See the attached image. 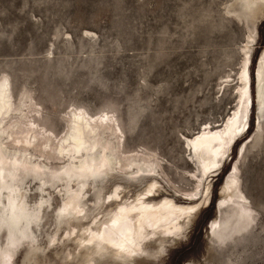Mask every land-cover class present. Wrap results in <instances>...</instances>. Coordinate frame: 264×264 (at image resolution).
Masks as SVG:
<instances>
[{
	"label": "rangeland",
	"instance_id": "rangeland-1",
	"mask_svg": "<svg viewBox=\"0 0 264 264\" xmlns=\"http://www.w3.org/2000/svg\"><path fill=\"white\" fill-rule=\"evenodd\" d=\"M233 1L0 0V79L9 77L15 101L23 95L33 98L40 112L34 116L52 140L64 135L75 108L94 118L107 113L123 132L126 155L159 161V175L153 174L161 185L160 195L153 196L156 202L173 198L192 204L208 192L183 233L168 238L166 254L136 264H264V121L258 133L256 97L264 17L247 24L229 13ZM249 28L255 32L247 70L248 126L227 144L220 164L203 175L202 184L210 187L204 195L184 140L206 123L221 124L237 109ZM47 162L53 170L62 166L60 160ZM235 164L239 169L234 171ZM232 171L251 202L253 221L241 232H223L219 242L207 227L212 226V234L215 218L230 223L236 217L235 212H216L221 185ZM108 180L84 187L91 209L99 189L111 191ZM35 183L24 184L31 204L40 193ZM146 184L136 183L131 192L135 195ZM45 190L49 204L34 225L41 247L36 257L43 264H62L60 245L49 248L52 238H63L69 230L56 227L62 198L56 188ZM1 233L7 243L5 230ZM24 246L14 264H27Z\"/></svg>",
	"mask_w": 264,
	"mask_h": 264
},
{
	"label": "bare ground",
	"instance_id": "bare-ground-1",
	"mask_svg": "<svg viewBox=\"0 0 264 264\" xmlns=\"http://www.w3.org/2000/svg\"><path fill=\"white\" fill-rule=\"evenodd\" d=\"M229 13L247 24H254L257 18L264 17V0H234ZM253 32H249L243 47L245 59L240 74L243 86L239 89L237 109L221 124L213 127L206 123L197 134L184 140L197 166L198 174L194 176L201 182L198 188L202 187L204 195L210 187L208 183L202 184L203 175L220 164L219 157L226 154L227 144L243 130V121L248 116L246 102L250 94L247 92L246 64ZM256 83L259 133L263 131L264 121V50L257 61ZM32 101L28 95L15 101L9 77L0 79V264H14L23 245L28 252L27 264H43L36 257L41 247L36 243L34 225L40 210L49 204L45 196L48 186L58 190L63 203L56 227L69 229L65 237L55 236L49 241L51 249L60 245L62 264H136L138 259L162 258L168 238L183 233L195 209L207 201L208 192L202 202L192 204H178L173 198L156 202L153 196L160 195L161 185L154 175H159L156 167L160 163L146 156L135 158L137 153L135 157L132 152L133 157L126 155L125 143L121 142L123 132L114 116L104 113L94 118L85 109L75 108L66 120V132L54 141L51 132L49 135L37 122L34 112L37 113L38 107ZM256 138L257 135L249 143ZM248 144L243 146V153L239 151L242 153L240 162ZM41 157L47 161L60 160L62 166L53 170L47 161L40 160ZM237 169L235 164L233 170ZM235 174L229 172L224 178L216 211L221 215L224 211L235 212V219L228 223L215 218L212 234L209 232L212 226L207 227L209 235L219 242H222L220 234L223 232L227 233L228 229L241 232L253 221L249 212L251 202ZM28 177L36 182L40 192L38 201L33 204L28 201L24 186L32 182ZM106 180L113 185L111 191L104 193V188L99 189L91 209L89 199L84 201L88 194L84 187L96 181L103 185ZM140 181L147 184L134 195L131 191ZM3 230L7 243L2 242Z\"/></svg>",
	"mask_w": 264,
	"mask_h": 264
},
{
	"label": "trees",
	"instance_id": "trees-1",
	"mask_svg": "<svg viewBox=\"0 0 264 264\" xmlns=\"http://www.w3.org/2000/svg\"><path fill=\"white\" fill-rule=\"evenodd\" d=\"M257 57H258V55H257ZM257 59V58H256ZM255 60V58L253 59V61Z\"/></svg>",
	"mask_w": 264,
	"mask_h": 264
}]
</instances>
